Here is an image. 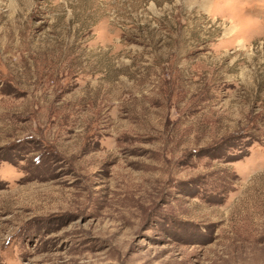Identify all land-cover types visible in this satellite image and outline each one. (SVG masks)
Returning <instances> with one entry per match:
<instances>
[{
  "label": "rangeland",
  "instance_id": "rangeland-1",
  "mask_svg": "<svg viewBox=\"0 0 264 264\" xmlns=\"http://www.w3.org/2000/svg\"><path fill=\"white\" fill-rule=\"evenodd\" d=\"M0 264H264V0H0Z\"/></svg>",
  "mask_w": 264,
  "mask_h": 264
}]
</instances>
